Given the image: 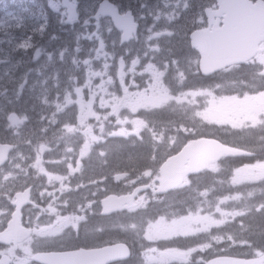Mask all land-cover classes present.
<instances>
[{
    "label": "rangeland",
    "instance_id": "obj_1",
    "mask_svg": "<svg viewBox=\"0 0 264 264\" xmlns=\"http://www.w3.org/2000/svg\"><path fill=\"white\" fill-rule=\"evenodd\" d=\"M76 1L82 4L85 15L91 14L94 1ZM114 1L118 2L120 7H125V10L132 9L142 25L138 41L129 47L127 52L145 48L142 52L147 59V68L144 67L143 74L146 75V71L150 74H160L163 70L166 76L161 78V83L153 81L152 77L144 78L142 73V78H139L137 83L135 78L120 79L118 85L106 89L119 101L116 106L101 105L98 94L86 93L88 81H80L78 74L71 77L66 86L60 83L62 73L53 75L55 69L65 67L61 66L60 60L87 68L86 59L95 58L99 54L88 50L91 42L99 44L112 37L110 22L100 21L99 28H93V31L99 32L105 25L108 27L102 38H92V31L81 34V26H75L74 32L78 30V34L71 51L77 52L76 57L70 58L64 57L66 49L58 52L55 48H38L39 45L49 43L59 46L60 34L57 43H53L48 42V37L41 36L40 31L49 33L51 26L50 34H53L59 27H66L65 24L56 25L55 22L52 25L54 18L51 23L47 22L49 12L45 10L43 13L42 5H38L34 0H16L7 2L2 7L0 123L9 131V137L20 143L11 159L10 167L5 171L0 170V181L4 180L0 191L8 187L10 181L18 179V171L26 167L28 172H23L24 175L34 177L37 185L39 182L47 184L48 189L45 188L44 192L50 203L66 209L70 206L75 208L73 214H69L67 224L59 223L50 234L42 233L47 234V239L51 241H30L19 247L18 251L14 248L9 250L14 264H31L34 253L43 247L64 246L51 243L56 239L62 238L59 241H64L69 235L72 239L79 236L82 224H87L86 216L96 213L98 199L101 200L108 192L129 193L142 185H157L161 180L160 166L158 167V164L161 165L160 159L173 149L179 148V144L187 139V136H199L202 130L213 132L215 129H230V132H240L264 127V87H249L251 79L257 80L258 83L264 81L263 55L258 57L254 66L243 70L231 69L218 78L216 84L221 88L216 91L195 90L190 87V91L176 92L182 89L186 82H192L198 77L195 58L197 56L192 53L188 40L192 32L206 25L204 11L216 7L213 6V0ZM45 3L48 5V0ZM87 34L91 35V39L84 38ZM111 48L113 51L115 46L112 45ZM39 50L42 56L37 58L36 52ZM22 56L25 61L19 58ZM56 58L59 59L58 63H55ZM13 81L16 86L12 85ZM7 83L16 87V90L5 86ZM81 91L86 95H78V98L74 96ZM101 102L104 100L101 99ZM166 108L176 111L172 118L163 124L164 127L148 122L147 113ZM11 114L18 115L20 122L9 124L7 119ZM9 137H3V141ZM108 137L119 140L111 145L110 153L125 160L117 159L113 162V156L103 154L105 146L101 144ZM122 142L128 145L122 146ZM147 145H152L156 152L153 153L152 159H147L150 151ZM132 149L136 150V154H133L137 159L134 155L131 158L127 156L132 153L129 152ZM117 152H121V156ZM260 152L264 153V147ZM258 159L261 158L256 155L254 164L237 170L227 184L237 189L238 186L264 180V162ZM40 160L41 164L38 165L37 161ZM139 161L143 162L137 164ZM59 168H64L66 173H61ZM189 183L185 181L183 187L187 188ZM198 183L201 181L198 180ZM70 184L74 190L69 189ZM9 189V195H4L1 202H7L10 194L15 192L13 188ZM182 191L184 195L186 191L195 192L191 197L194 200L200 199V204L196 203L193 207L184 205L186 209L181 213L179 204L185 202L177 200L174 206L167 204L177 194L159 196L149 193L140 197L135 207L127 214L118 216L116 223L110 222L108 232L103 234V238L111 240L114 235L122 238L124 234L144 264L201 263L204 257L213 251V247H239L244 250L243 253L248 252L251 246L242 234L246 230L242 222L253 210L264 209L260 195H254L253 200H246L240 191L221 194L215 187L204 191ZM66 212L71 213L68 210ZM138 212H155L159 216L149 219L135 216L133 220L138 219L135 225L121 226L123 219L131 218V215ZM233 222H236L239 229L230 239H215L214 234L218 229ZM113 224H116V234L113 233ZM92 231V237L97 239L98 231ZM92 231L84 228L81 243L88 244L84 238L90 237L89 233ZM205 235H209L211 241L207 246H202L206 244L202 242L196 247L184 250L168 245L173 240H188ZM258 254L259 252H255L254 256ZM180 255L186 256V259H179Z\"/></svg>",
    "mask_w": 264,
    "mask_h": 264
},
{
    "label": "water",
    "instance_id": "obj_2",
    "mask_svg": "<svg viewBox=\"0 0 264 264\" xmlns=\"http://www.w3.org/2000/svg\"><path fill=\"white\" fill-rule=\"evenodd\" d=\"M221 11L226 14L225 27L214 33L208 31L194 35L195 45L202 54V72L211 75L234 63H244L252 54L249 47L259 44L264 39V3L252 6L247 0H218ZM105 14L114 18L117 26L126 32L125 38L130 39L135 27L130 15L119 17L118 12L108 3ZM209 17L213 13L209 11ZM13 123L17 119L13 117ZM11 147H0V166L7 161ZM224 156H246L240 152L224 146L216 140L200 139L187 145L175 158H172L162 168L163 181L158 193H164L179 187L183 179L206 169L209 164L219 162ZM189 165L188 167L186 165ZM135 196L122 198L111 197L107 200L105 214L121 209L127 202H132ZM27 197L20 198L19 203H25ZM23 206L19 204V209ZM20 233L23 238L15 239ZM29 236V232L22 231L19 218L16 217L9 230L0 235V243L9 245L14 240L21 242ZM74 257L73 253L40 255L35 260L41 264H110L129 259L130 253L125 246L106 248L101 251L87 252L86 255ZM0 264H8L4 260ZM208 264H264V257L245 261L239 258L220 257L209 261Z\"/></svg>",
    "mask_w": 264,
    "mask_h": 264
},
{
    "label": "trees",
    "instance_id": "obj_3",
    "mask_svg": "<svg viewBox=\"0 0 264 264\" xmlns=\"http://www.w3.org/2000/svg\"><path fill=\"white\" fill-rule=\"evenodd\" d=\"M206 83H210V80H204ZM203 86V85H202ZM3 123H0V128L2 127ZM202 137H211V138H217L219 140H221L223 143L229 145V146H233V147H238V148H245L248 150H258L262 148V145H260V143L264 142V131H253L251 130L249 131H245V132H230L228 130L225 129H215L213 130V132H211V130H209V132H206L205 130H202ZM128 144L125 142H122V146H127ZM143 146V145H142ZM138 148V145H137ZM111 150V148H110ZM148 150H150L148 148ZM141 151V150H140ZM132 153L127 154L128 157H132L133 155L135 156V159H137L136 157V150L132 149L131 151ZM135 153V154H133ZM140 153V152H139ZM117 154H121V152H117ZM122 155H125L122 153ZM139 156V154H137ZM151 150L148 151L147 154V159H151ZM111 156H113V162H115V157L118 158V160H125L123 157H117L116 155L111 153ZM121 156V155H120ZM264 156V155H263ZM146 158V157H144ZM129 159V158H128ZM251 158H245V159H227V161L225 162L227 165L224 169H223V175H221L220 177H216L214 174L212 176V171L205 173L203 176L199 177L198 180H201V183H198L197 180V186H196V190L202 186V191L204 190H210L211 187H213V185H215L216 181L218 180H223L225 179V173L243 167L246 164L251 162ZM129 161H131L129 159ZM149 161V160H148ZM143 161H139L137 164L142 163ZM132 164V163H130ZM211 179H213V181H211ZM196 184V183H195ZM194 184V186H195ZM226 186L223 184H216L215 188L216 191L221 192L224 191V188ZM234 187H231V192L234 191ZM260 189L262 191V195L261 199H264V183L262 185H260ZM261 194H257V196H259ZM194 194L192 193H188L187 195H183V194H178L175 197H172V200L169 202V205L174 206L177 204V200L180 202H185V203H180L179 205L181 206L179 209V212L181 211V213H183L186 209V207L184 205H189L190 207L195 206L196 203H199L197 200H194L193 197ZM194 202V203H193ZM193 203V204H192ZM184 206V207H183ZM187 206V207H189ZM149 216L151 217H157L159 216L158 214L156 215L155 212H150ZM243 225H245V231L242 233L244 235V237L246 238V240L249 242L251 248L248 250V252L243 253L244 250H242L239 247L236 248H230V247H226V248H220L217 247L215 250H213V256H233V257H252L255 252H264V209L261 210H254L250 216L246 217L243 219ZM239 229V226H237L236 222L233 225H229L228 227H226L225 229L221 230V232H218V235L221 238H230L233 236L234 232L236 230ZM203 241V240H202ZM191 245V246H195L196 243L194 242H189L187 244ZM172 247H183L181 243L179 244H172ZM185 248V247H184ZM124 264H141L140 262H135L134 259L130 260L127 263ZM197 264V263H196Z\"/></svg>",
    "mask_w": 264,
    "mask_h": 264
},
{
    "label": "flooded vegetation",
    "instance_id": "obj_4",
    "mask_svg": "<svg viewBox=\"0 0 264 264\" xmlns=\"http://www.w3.org/2000/svg\"><path fill=\"white\" fill-rule=\"evenodd\" d=\"M69 28L73 29V26H70ZM106 49L107 46L105 45L104 51ZM100 55L104 57L103 60H101ZM106 57L107 53H99L95 58L89 59L86 62L87 68L83 69V76L89 81L88 89L93 93L95 92V89H103L101 90V93L103 94L107 87H114L118 85L121 82L120 79L122 78H141L142 76L144 78L152 77V75L149 74L148 71L146 72V75L143 74L144 68L141 59L133 61L132 64L128 66L122 65L120 60H116L117 62L112 61L110 58L111 55H109V58ZM141 73L142 76L140 75ZM154 77L162 78V76L160 75ZM77 94H82L84 96L86 95L84 91H81ZM111 96L115 98V95ZM101 98L102 96L100 97V99ZM110 103H113V105L116 106L118 101L116 99H113ZM36 195L37 193H35L34 197L36 200L35 204L32 207L26 209L22 215L23 226L31 229V231L33 232L32 238L35 237L37 240H48L47 234L42 233L47 232L50 234L51 231H54L57 228L59 223H62L63 225L67 224L66 219L69 218V216L65 212H63V207L61 206L48 202L37 201ZM9 201L11 204L15 203L13 197L9 198ZM10 203L3 202L0 206V209L2 210V212L0 213V217L2 220V222L0 223V234L7 229L13 214L11 211L12 206ZM59 217H61V219L60 221H57ZM82 249L86 248L78 247L77 249L73 250V252ZM9 250V248L5 249L3 246H0V256L8 255Z\"/></svg>",
    "mask_w": 264,
    "mask_h": 264
},
{
    "label": "snow or ice",
    "instance_id": "obj_5",
    "mask_svg": "<svg viewBox=\"0 0 264 264\" xmlns=\"http://www.w3.org/2000/svg\"><path fill=\"white\" fill-rule=\"evenodd\" d=\"M76 7L77 6L75 0H48V8L51 9L54 13L66 17L68 23H73L76 20L77 18ZM107 7H108L107 2L103 3L100 6L99 14L96 17L97 22L99 21L100 15L105 13ZM62 9L63 11H61ZM44 18L45 20L47 19L46 14ZM61 22L64 21L62 20ZM85 24L87 25V21H85ZM96 27L99 28V23H97ZM84 38L91 39V35L87 34L86 36H84Z\"/></svg>",
    "mask_w": 264,
    "mask_h": 264
},
{
    "label": "bare ground",
    "instance_id": "obj_6",
    "mask_svg": "<svg viewBox=\"0 0 264 264\" xmlns=\"http://www.w3.org/2000/svg\"><path fill=\"white\" fill-rule=\"evenodd\" d=\"M103 159V158H102ZM102 161V160H101ZM104 162V161H103ZM106 165V164H105ZM244 167V166H243ZM221 194H229L230 192H229V189L227 188V187H225L224 188V191H221L220 192ZM127 214V213H126ZM135 218V215H131V218H127V219H125L127 222H128V224L129 225H131V226H133V225H135V223H136V221L138 220V219H135V220H133ZM124 239H127L125 236H124V234H123V236H122ZM73 254H74V257H79L78 255H86L87 254V250L86 249H82V250H78V251H74V252H72ZM217 258H220L219 256H206V257H204V263H206V264H208L209 263V261H211V260H214V259H217ZM241 259H243V260H245V261H248V260H250L249 258H247V257H242Z\"/></svg>",
    "mask_w": 264,
    "mask_h": 264
}]
</instances>
